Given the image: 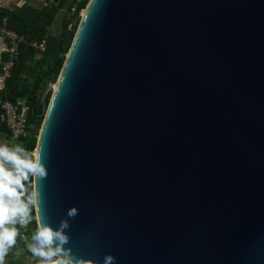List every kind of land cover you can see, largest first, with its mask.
Wrapping results in <instances>:
<instances>
[{
  "label": "water",
  "instance_id": "water-1",
  "mask_svg": "<svg viewBox=\"0 0 264 264\" xmlns=\"http://www.w3.org/2000/svg\"><path fill=\"white\" fill-rule=\"evenodd\" d=\"M40 101L36 226L76 257L264 264V0H88Z\"/></svg>",
  "mask_w": 264,
  "mask_h": 264
},
{
  "label": "trees",
  "instance_id": "trees-1",
  "mask_svg": "<svg viewBox=\"0 0 264 264\" xmlns=\"http://www.w3.org/2000/svg\"><path fill=\"white\" fill-rule=\"evenodd\" d=\"M87 1L80 2L77 9H84ZM56 10L57 6L38 8L28 4H23L11 10L0 8V26L10 28L23 36L14 65L11 67L9 75L5 77L4 86L0 90V100H13L17 97L26 99L30 135L22 140L27 151L34 149L43 119L40 101L41 92L50 81L56 80L79 21V16L75 15L70 28H68V24L71 20H67L62 23L59 33H51L48 26L53 22ZM42 39L45 40V50L39 58H36V49L33 42ZM49 97L50 92L46 95V101L49 100ZM3 129L6 131L4 124L0 121V131ZM25 186L27 188L26 200L27 195L32 194V177ZM30 213L34 223L32 224L30 219V227L26 233L27 244L33 243L32 236L37 229L33 204L30 206ZM14 227L18 230V235L15 244L8 249L4 257V264H23L16 257L17 250L20 249L32 257L34 259L32 264H35L33 263L35 262V256L30 251L29 245H24L21 240L20 224L17 222Z\"/></svg>",
  "mask_w": 264,
  "mask_h": 264
},
{
  "label": "clouds",
  "instance_id": "clouds-1",
  "mask_svg": "<svg viewBox=\"0 0 264 264\" xmlns=\"http://www.w3.org/2000/svg\"><path fill=\"white\" fill-rule=\"evenodd\" d=\"M30 177H47V167L42 159L20 145L9 147L0 144V264H4L8 249L15 244L18 230L14 225L18 222L25 226L30 222V206L34 204L36 195H27L25 200V185ZM78 214L75 206L66 213L68 218ZM69 227L68 219H62L55 228L42 223L32 236L30 251L44 264H88L65 247L70 239L66 232ZM103 264H115V257L106 254Z\"/></svg>",
  "mask_w": 264,
  "mask_h": 264
},
{
  "label": "built area",
  "instance_id": "built-area-1",
  "mask_svg": "<svg viewBox=\"0 0 264 264\" xmlns=\"http://www.w3.org/2000/svg\"><path fill=\"white\" fill-rule=\"evenodd\" d=\"M82 1L85 0H75L70 6V14L72 16L80 15L83 8L78 10L77 5ZM74 19L75 18L73 17L72 20L74 21ZM72 22L68 24V28H70ZM0 36L5 38L7 42V56L0 65V72L6 77L9 75L10 69L14 65L23 36L5 26H0ZM33 46L36 49L37 54H42L45 50V40L42 39L41 41H35L33 42ZM27 112L28 104L24 97H17L13 100H0V121L4 124L10 138L19 140L25 139L30 135V125L27 121ZM29 227L30 222L25 226L20 225L21 240L24 244H27L26 233ZM36 259L44 264L39 257H36Z\"/></svg>",
  "mask_w": 264,
  "mask_h": 264
},
{
  "label": "crops",
  "instance_id": "crops-1",
  "mask_svg": "<svg viewBox=\"0 0 264 264\" xmlns=\"http://www.w3.org/2000/svg\"><path fill=\"white\" fill-rule=\"evenodd\" d=\"M75 0H0V7L5 9H15L23 4H28L34 7H49V6H57L56 13L54 15L53 22L48 26V30L51 33H59L62 28V23L73 19V16L70 14V6L73 4ZM70 22V23H71ZM7 54V42L5 38L0 36V65L1 62L5 59ZM42 54H35L36 58H39ZM4 79L5 77L0 72V90L4 86ZM6 129V128H5ZM0 144L7 145L9 147H14L16 145H20L24 148V141L22 139L15 140L10 138L7 130L4 129L0 131ZM17 254H20V262L23 264H32L34 259L28 254H26L22 249L17 250ZM35 264H42L41 262L35 259Z\"/></svg>",
  "mask_w": 264,
  "mask_h": 264
},
{
  "label": "rangeland",
  "instance_id": "rangeland-1",
  "mask_svg": "<svg viewBox=\"0 0 264 264\" xmlns=\"http://www.w3.org/2000/svg\"><path fill=\"white\" fill-rule=\"evenodd\" d=\"M54 81H55V80H53V81H50V82H54ZM49 92H50V95H51V91H49ZM30 215H31V213H30ZM32 219H33V218H32ZM32 219H31V221H32V224H33L34 222H33V220H32ZM34 220H35V216H34ZM35 222H36V220H35ZM28 245L30 246L31 244H30V243H28L26 246H28ZM16 255H17V256H20V254H17V253H16ZM18 261H20V257H18Z\"/></svg>",
  "mask_w": 264,
  "mask_h": 264
},
{
  "label": "bare ground",
  "instance_id": "bare-ground-1",
  "mask_svg": "<svg viewBox=\"0 0 264 264\" xmlns=\"http://www.w3.org/2000/svg\"><path fill=\"white\" fill-rule=\"evenodd\" d=\"M84 10V9H83ZM83 10L81 12H83Z\"/></svg>",
  "mask_w": 264,
  "mask_h": 264
}]
</instances>
